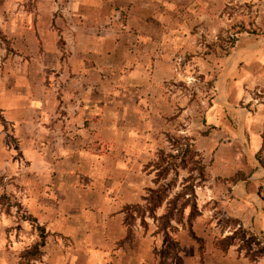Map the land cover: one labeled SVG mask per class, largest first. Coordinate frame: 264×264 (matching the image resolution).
Wrapping results in <instances>:
<instances>
[{
	"label": "crops",
	"instance_id": "1",
	"mask_svg": "<svg viewBox=\"0 0 264 264\" xmlns=\"http://www.w3.org/2000/svg\"><path fill=\"white\" fill-rule=\"evenodd\" d=\"M65 1L73 9V29L42 27L45 3L57 0H36L40 4L36 26L6 29L0 0L4 177L20 183L28 219L46 230L43 255L36 264H178L155 225L148 223L147 229L135 225L128 238L122 211L140 203L146 189L154 186L144 166L161 148L159 135L172 130V117L180 118L164 88L180 76L163 51L169 43L154 36L153 29H142L153 17L154 0ZM178 1L193 3V27L207 18L205 26L210 29L216 17L226 18L221 14L228 0ZM243 1L257 3L256 26L262 35L251 42L249 34H241V50L230 65L233 71L237 65L233 83L246 91L242 129L250 137L253 157L240 163L219 154L207 161L215 145L195 138L208 169V180L196 190L201 214L193 223L196 235L206 242L203 264H254L237 246L226 253L215 247L218 238L233 232L214 216L216 210L240 220L264 240V167L256 159L260 150L264 154V103L252 108L250 93L264 90V0ZM124 10L136 13L134 28L117 21ZM4 37L17 51L15 58L4 56ZM179 106L184 113L186 106ZM239 171L244 174L240 180H228ZM186 231H180L181 264H200L197 243ZM26 238L21 236L17 247ZM39 239L35 233L21 250ZM260 261L264 257L255 264Z\"/></svg>",
	"mask_w": 264,
	"mask_h": 264
},
{
	"label": "rangeland",
	"instance_id": "2",
	"mask_svg": "<svg viewBox=\"0 0 264 264\" xmlns=\"http://www.w3.org/2000/svg\"><path fill=\"white\" fill-rule=\"evenodd\" d=\"M227 3L221 14L222 17L223 14H226V18L216 17L215 26L209 29L205 26L207 18L203 19L197 26H192L193 19L190 8L193 3L189 1L161 0L159 2L154 0L153 2V17L142 29H153L154 36L169 43L164 46L165 50L163 51L172 58L180 76L174 77V82L171 80L166 83L164 88L167 89L168 98H170L175 110H179L178 115H180V118L172 117V130L169 132L163 131L159 135L161 148L157 149L152 161L156 160L158 150H169L166 137L168 133L174 136L191 135L194 139L198 138L202 143L210 141L215 145V150L211 149L207 161L210 155L215 158L219 154H223L227 157L231 156L233 162H251L250 158L253 157V154L249 150L250 147L247 142L250 137L247 131L242 129L243 114L246 112V107H248L244 99L246 91L239 84L233 83L232 78H236L237 65L233 71L230 62L234 63V56L240 52L242 45L241 42L237 41L235 47L231 48L234 39L239 40L241 34H244V36L249 34L250 41L256 42L262 35V31L256 26L259 9L256 7L257 3L254 4L252 1L228 0ZM67 4L65 0H57L56 3H45L44 12L47 16L41 20L42 27L46 29H73L74 22L71 17L73 9L70 4ZM124 5L122 3V7ZM39 6L40 4L36 0H24L18 3L13 0H4L6 29H20V26L27 24L36 26L39 21ZM128 11H122L117 21L120 22L122 27L134 28L135 25H138L139 19L136 13L130 15ZM184 22H187L185 27L182 25ZM60 41L63 42L62 38ZM172 43L179 44L173 46ZM158 50L160 51V48L156 49L155 52H158ZM225 50H229L230 54H226ZM16 54L17 51L11 48L10 42L5 40L4 37V56L10 55L15 58ZM22 56L30 57L28 54ZM226 62L228 63L227 67L224 64ZM239 62L238 58L237 64ZM250 93L254 99L252 108L257 109L258 104L254 106V103H264V90L255 89ZM181 104L186 106L184 113H182L179 106ZM210 107H215L211 114L208 113ZM209 121L212 123L211 126L208 124ZM255 123L259 126L258 119ZM0 124H4L1 114ZM190 125L192 126L191 132L188 131ZM210 132L211 135L207 138L206 136ZM262 137H264V128ZM241 140L244 141L241 142ZM3 148L4 146L0 143V167L2 169L0 171V264H4V260L6 262L12 261V264H24L26 261L21 259V254L27 248L21 249L32 241L35 233L39 234V232L34 226L35 224L28 219V213L23 204L24 197L19 194L21 190L20 183L14 178L4 177ZM257 154L264 159L262 150ZM144 167L147 168V165ZM147 171L152 172V168ZM236 174L239 178L244 176L240 171ZM181 175L185 176L186 173L182 172ZM152 177L154 179V173H152ZM259 189L262 190V187H259ZM214 205L216 206V202H214ZM213 213L225 225L226 216L222 215V211L216 210ZM147 222L152 227L155 225L156 232L157 223L149 218ZM140 223V220H138L136 225H140ZM174 225L177 228L171 232V243L163 234L159 235L173 250L175 262L181 264L182 259L179 257L181 250L180 231L182 229L186 230V226ZM21 236L27 238L24 239L20 247H17L19 245L18 239ZM198 256L199 263L203 264L204 255H200L199 249ZM260 262L264 264V261ZM34 264H36V261Z\"/></svg>",
	"mask_w": 264,
	"mask_h": 264
},
{
	"label": "trees",
	"instance_id": "3",
	"mask_svg": "<svg viewBox=\"0 0 264 264\" xmlns=\"http://www.w3.org/2000/svg\"><path fill=\"white\" fill-rule=\"evenodd\" d=\"M238 40L234 39L231 48L235 47ZM230 54L229 50H225ZM169 150H158L156 160L147 164V168H152L154 173V187L147 188L142 201L137 204L126 205L122 211L125 214L124 222L128 227L127 237L132 235L133 227L140 220V225L147 229V219H152L157 223V234H163L169 243H171V232L175 231L177 224L186 226L190 237L198 243L201 256L205 253V240L196 235L193 230V223L201 214L198 207V196L196 190L208 180V169L204 162L203 154L196 148L195 139L189 135L183 134L174 136L166 134ZM264 148V137L263 146ZM257 160L264 167V159L256 155ZM145 167V170H148ZM186 175L182 176L181 173ZM236 174L230 180L236 182L240 180ZM178 189V190H175ZM160 209H164L159 214ZM35 222V227L39 232L40 239L30 248L21 254L24 264H34L43 255L47 233L43 226ZM225 225L230 226L233 232L223 238L215 241V247L226 253L231 246H237L239 252L252 263H257L264 257V240L258 237L253 231L245 228L240 220L226 217Z\"/></svg>",
	"mask_w": 264,
	"mask_h": 264
}]
</instances>
